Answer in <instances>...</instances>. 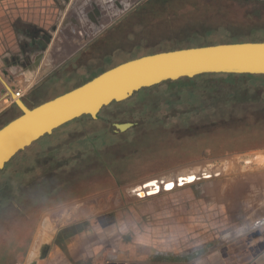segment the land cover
<instances>
[{"label":"crops","instance_id":"1","mask_svg":"<svg viewBox=\"0 0 264 264\" xmlns=\"http://www.w3.org/2000/svg\"><path fill=\"white\" fill-rule=\"evenodd\" d=\"M150 1L0 0V128ZM189 165L53 208L21 263L264 264V146Z\"/></svg>","mask_w":264,"mask_h":264},{"label":"rangeland","instance_id":"2","mask_svg":"<svg viewBox=\"0 0 264 264\" xmlns=\"http://www.w3.org/2000/svg\"><path fill=\"white\" fill-rule=\"evenodd\" d=\"M140 8L124 18L118 33L105 35L103 42L89 48L75 66L58 75L39 94L56 97L113 66L147 54L222 43L264 42V0H151ZM144 111L149 113L138 114ZM99 114L108 124L140 123L144 125L142 132L131 141L130 135L124 140L117 136L122 138V146L107 149L100 156L81 155L78 148L85 150L83 142L75 139L89 126L78 127L80 123L58 128L27 147L21 159L46 150L54 154L73 151V157L80 159L73 167L53 172L68 165L70 158L54 159L49 154L41 164L45 165L46 179L29 182L13 204L0 212V264H22L38 221L53 208L117 186L116 182L95 181L93 175L100 171L111 175L113 170H131L118 182L129 183L185 164H213L217 157L264 146L261 141L253 144L264 139V75L208 73L178 84H159L112 103ZM161 119H165L166 127L158 123ZM70 141L78 147L61 146ZM83 186L88 187L84 192L75 191Z\"/></svg>","mask_w":264,"mask_h":264},{"label":"water","instance_id":"3","mask_svg":"<svg viewBox=\"0 0 264 264\" xmlns=\"http://www.w3.org/2000/svg\"><path fill=\"white\" fill-rule=\"evenodd\" d=\"M208 73L264 75V42L222 43L147 54L113 66L33 108L18 99L22 114L0 128V169L17 153L74 119L84 115L96 119L103 108L125 101L142 89ZM130 126L115 123L113 130L121 132Z\"/></svg>","mask_w":264,"mask_h":264},{"label":"trees","instance_id":"4","mask_svg":"<svg viewBox=\"0 0 264 264\" xmlns=\"http://www.w3.org/2000/svg\"><path fill=\"white\" fill-rule=\"evenodd\" d=\"M184 80H192V78H182L176 81L171 80V81L163 82L161 84L164 86L169 85V84H178L179 82L184 81ZM156 86H159V85H156ZM114 103H119V102H113V104ZM158 108H160V105L156 109ZM148 113L149 112L144 111V112H139L138 114L140 116H145ZM148 119H152V116H149ZM103 120L104 119L100 114L98 115V118L96 119L92 118L90 115H84L80 118L74 119L73 121L61 126L59 129L61 130V128H67L69 125H73L76 123L82 124V126H78L81 128H83L84 125L89 126L87 127L88 129H86L87 130L86 134L81 135L80 137L75 139V141H77L78 143L83 142V144L81 143L83 145L81 147L85 149L83 150L82 148H78V150L81 151V155L83 154L84 156L85 154H93V153L100 156L105 151V148L107 149L109 146L114 145L116 143H120L121 141L117 137L119 135L107 133L106 129H101V127L94 125L96 123L103 122ZM158 123L165 125V119H161ZM167 125H165V127ZM72 129L73 127L67 129L68 132L65 133L64 138L68 136L69 132H71ZM85 138H87V140ZM129 138H132V137L130 136ZM73 141H70L67 144L64 143L61 146L67 145L66 147L70 146L71 148L78 147V146L71 144ZM61 146H59V148H61ZM62 151L63 150H61L59 154H54L53 151L46 150L42 152H37L35 154L29 155V157L27 158L24 157L23 159H21L20 156L25 155V153L27 152V148H26L20 151L19 153H17L8 163H6L4 168L0 169V212L4 210L7 206H10L11 204H13V199L16 196H18V194L21 193L22 189L25 188L29 182L38 183L46 179V175H47L46 169L43 168L45 165L44 164L41 165V164H42V160H44V158H46L49 154L54 159L70 158L69 159L70 162L68 163V165L64 164V165H61L60 168H56V169L54 168L53 172H58L61 168H64V167H70V166L73 167L75 164L78 163L80 158L73 157L75 152L72 151V152L65 153ZM15 158L17 161L15 160L16 163L15 162L13 163Z\"/></svg>","mask_w":264,"mask_h":264},{"label":"flooded vegetation","instance_id":"5","mask_svg":"<svg viewBox=\"0 0 264 264\" xmlns=\"http://www.w3.org/2000/svg\"><path fill=\"white\" fill-rule=\"evenodd\" d=\"M126 123H131V126L129 128H127L126 130H123L121 132L120 131L117 132V131H114L113 130V125L115 123L108 124L107 122H100V123H96L94 125L106 129L107 130V133H112V134H115V135H120L123 138V140L125 138H127L129 135L131 137H134L135 135H138V134H140L142 132V126H144V125H141L140 123H136V122H132V121L131 122H126ZM126 123H120V124H126ZM86 132H87V130H85V132H80V133H82L84 135ZM122 138L119 137V139L121 141H122ZM131 140H132V138H130L129 141H131ZM258 141H261V143H264V139H261V140H255L253 142V144H261ZM122 143L123 142L116 143L114 145L109 146L107 149L110 150L113 147L122 146ZM107 149L105 148V152L107 151ZM117 163L122 164L121 162H117ZM117 163H115V164L113 163L112 166L113 167H115V166L118 167L117 166ZM129 166L130 165H128V167ZM123 169L120 170V171L119 170H113L112 173L110 171L111 175H107V174L105 175L104 172H101L100 171L99 173H101V174H97V175L95 174V175H93V177H94L95 181H100V183L107 182V183L110 184V183L116 182L118 184V182L120 181V176H123L125 173H130L131 172V170H128V169L123 170ZM89 182H90V180H89ZM87 188L88 187L83 186V187L76 188L75 191H77V192H84Z\"/></svg>","mask_w":264,"mask_h":264},{"label":"built area","instance_id":"6","mask_svg":"<svg viewBox=\"0 0 264 264\" xmlns=\"http://www.w3.org/2000/svg\"><path fill=\"white\" fill-rule=\"evenodd\" d=\"M16 95H17L18 98L20 97V93L19 92H16Z\"/></svg>","mask_w":264,"mask_h":264},{"label":"bare ground","instance_id":"7","mask_svg":"<svg viewBox=\"0 0 264 264\" xmlns=\"http://www.w3.org/2000/svg\"><path fill=\"white\" fill-rule=\"evenodd\" d=\"M15 97H17V95H15ZM17 99V98H16Z\"/></svg>","mask_w":264,"mask_h":264}]
</instances>
